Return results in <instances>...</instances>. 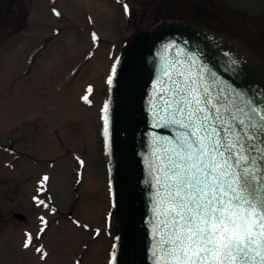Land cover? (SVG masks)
I'll list each match as a JSON object with an SVG mask.
<instances>
[{"label": "rangeland", "instance_id": "rangeland-1", "mask_svg": "<svg viewBox=\"0 0 264 264\" xmlns=\"http://www.w3.org/2000/svg\"><path fill=\"white\" fill-rule=\"evenodd\" d=\"M243 2L0 0V264H23L18 239L24 229L38 231L41 215L49 227L37 243L48 256L41 261L37 254L33 264L110 263L116 227L102 109L113 47L119 55L140 28L175 20L236 44L264 65V0ZM86 94L91 105L81 99ZM45 175L55 215L32 200Z\"/></svg>", "mask_w": 264, "mask_h": 264}, {"label": "snow or ice", "instance_id": "snow-or-ice-1", "mask_svg": "<svg viewBox=\"0 0 264 264\" xmlns=\"http://www.w3.org/2000/svg\"><path fill=\"white\" fill-rule=\"evenodd\" d=\"M123 8L130 14L127 3ZM52 12L61 15L55 8ZM98 40L93 32V43ZM144 43L150 59L141 58L147 79L140 83L138 161L146 261L264 264V83L253 79L248 65L230 50L210 51L189 38L167 37L157 45L145 37ZM165 50L168 56L162 57ZM109 60L111 86L125 59L113 47ZM81 99L91 105L87 94ZM108 111L106 102L102 112ZM103 119L107 148L109 122ZM49 179L42 177L32 200L55 215ZM38 219V231L25 233L23 248H34L45 261L48 252L36 242L43 240L49 221L43 215ZM72 223L90 230L79 220Z\"/></svg>", "mask_w": 264, "mask_h": 264}, {"label": "water", "instance_id": "water-1", "mask_svg": "<svg viewBox=\"0 0 264 264\" xmlns=\"http://www.w3.org/2000/svg\"><path fill=\"white\" fill-rule=\"evenodd\" d=\"M145 37L151 38L157 45L164 38L176 37L199 40L210 51L217 47L222 51L230 50L234 57H239L248 65L253 79L264 83V65L258 59L236 44L193 24L162 19L159 23L141 28L130 38L120 54L125 59L124 71L118 82L109 85L107 100L109 132L106 149L112 215L116 225L113 247L115 259L112 255L111 264H148L144 253L146 240L141 225L144 213V197L139 183L142 163L138 161V153L141 151L140 130L143 129L140 83L147 79L141 58L150 59L148 46L144 43ZM167 56L165 50L162 57ZM162 134L168 133L165 130Z\"/></svg>", "mask_w": 264, "mask_h": 264}, {"label": "flooded vegetation", "instance_id": "flooded-vegetation-1", "mask_svg": "<svg viewBox=\"0 0 264 264\" xmlns=\"http://www.w3.org/2000/svg\"><path fill=\"white\" fill-rule=\"evenodd\" d=\"M230 1H232V0H230ZM233 2V1H232ZM15 217L16 218H18L19 220H21V221H24L25 220V216L24 215H21V214H16L15 215ZM33 230H31V229H24L23 231H22V233H21V235H20V239H18V251H21V252H23V254H24V256H21L22 257V259H20V261H22L23 262V264H33L34 262H33V258H34V256H36L37 255V253L35 252V249L34 248H30V249H28V250H25L24 248H23V242H24V240H25V233L26 232H31V233H33V235L35 236V234H36V229H34V226H33V228H32ZM37 242H40V241H37ZM36 242V246H39L40 244H38ZM41 242H42V240H41ZM44 248H45V246H44ZM30 251L32 252V253H30ZM39 259H40V256H39Z\"/></svg>", "mask_w": 264, "mask_h": 264}, {"label": "bare ground", "instance_id": "bare-ground-1", "mask_svg": "<svg viewBox=\"0 0 264 264\" xmlns=\"http://www.w3.org/2000/svg\"><path fill=\"white\" fill-rule=\"evenodd\" d=\"M236 5H241V6H243L245 3L243 2V0H232Z\"/></svg>", "mask_w": 264, "mask_h": 264}]
</instances>
